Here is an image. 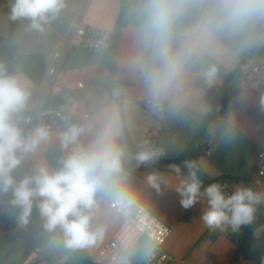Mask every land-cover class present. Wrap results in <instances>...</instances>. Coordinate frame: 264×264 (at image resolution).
Wrapping results in <instances>:
<instances>
[{"label": "crops", "instance_id": "crops-1", "mask_svg": "<svg viewBox=\"0 0 264 264\" xmlns=\"http://www.w3.org/2000/svg\"><path fill=\"white\" fill-rule=\"evenodd\" d=\"M122 1L62 0L63 7L39 31L31 28L27 19H11L14 0H0V67L14 70V75L27 84L30 95L23 111L38 109L52 93L62 99L61 107L77 125L91 126L93 133L112 106H116L120 113L117 101L107 93L112 83L105 64L107 53L96 54L84 46H68L67 42L79 25L104 29L115 35ZM139 2L128 0L123 14L125 25L117 33L113 53L119 68L126 127L132 148L135 152L145 146L163 150L164 155L155 163L146 164L149 166L161 167L158 164L160 160L179 158L191 147L206 112L213 108L217 94L228 80L219 102L222 113L195 143L189 160L197 162L209 181L228 180L231 188L249 185L264 191V180L261 184L253 183L259 154L264 152L263 89L247 86L238 75V66L243 60L249 57L264 60V53L252 55L255 49L264 46V21L253 24L241 38L221 39L208 46L188 68L185 106L175 113L155 111L149 104L139 101V98L147 99L142 82L125 67L134 51L133 12ZM58 51L62 56L56 64L55 74L51 75L49 68ZM210 65L217 68L211 82L202 75ZM85 114L90 117L86 119ZM120 118L124 138L121 113ZM147 128L158 129L151 138L152 144L145 142ZM49 132L50 140L41 142L33 153L22 160L18 169L28 166L36 169L40 165H47L50 169L58 167L60 157L65 154L59 141L60 132ZM86 139L88 137H82V140ZM130 166L128 184L137 199L172 228L171 236L162 247L146 237L142 238L129 252L133 263L249 264L244 257H237L238 242L229 236L231 229L221 232L204 227L200 220L202 203L189 209L183 208L180 197L171 186L161 185L158 193L146 183L145 177L153 171H138L134 161ZM158 172L172 185L180 179L168 169ZM12 212L0 214V232H18L17 241L22 233V224ZM260 215H264V204L257 205L255 216ZM123 221L110 201L103 197L98 199L91 227L94 231H102L92 245L85 247L92 259L113 238ZM254 237L259 240L264 255V225L254 232ZM55 242L48 239L46 247ZM41 250L42 255L43 247Z\"/></svg>", "mask_w": 264, "mask_h": 264}, {"label": "clouds", "instance_id": "clouds-1", "mask_svg": "<svg viewBox=\"0 0 264 264\" xmlns=\"http://www.w3.org/2000/svg\"><path fill=\"white\" fill-rule=\"evenodd\" d=\"M62 7V0H14L10 17L27 19L31 28L42 31ZM133 15L134 51L125 67L142 82L153 110L175 113L187 101L189 66L208 46L221 39L241 38L253 24L264 21V0H140ZM216 73V66L210 65L202 75L211 82ZM29 95L19 76L0 67V194H10V205L21 224L29 222L35 207L47 231H62L65 247H88L102 231L91 227L98 199L110 201L121 215L142 211L128 184L129 166L133 161L137 168L155 163L164 152L145 146L130 154L123 142L119 109L112 106L94 133L91 126L74 124L59 134L65 154L57 168L40 165L17 179L14 173L22 160L51 138L44 126L25 133L14 121ZM182 163L186 174L180 165H169L180 177L174 185L158 171L149 173L146 183L158 193L161 185L171 186L185 209L202 203L200 220L210 231L237 232L253 223L257 205L264 204V191L249 185L228 190L219 182L205 186L197 162Z\"/></svg>", "mask_w": 264, "mask_h": 264}, {"label": "built area", "instance_id": "built-area-1", "mask_svg": "<svg viewBox=\"0 0 264 264\" xmlns=\"http://www.w3.org/2000/svg\"><path fill=\"white\" fill-rule=\"evenodd\" d=\"M68 46L72 47H87L94 53H107L114 46V35L104 29L79 25L69 37ZM62 53L56 52L53 56L54 62L49 68V73L54 75L56 72V64L61 58ZM238 75L242 82L247 86L262 90L264 98V60H258L254 57H249L243 60L238 66ZM81 84L79 87L81 88ZM140 102L149 104L147 99L139 98ZM45 102V101H44ZM87 119L89 114H85ZM14 121L24 130L25 133L30 132L33 128L44 126L49 131L62 132L71 125H77V122L72 120L69 113L61 106L45 109L44 103L30 114L18 115L13 118ZM157 128H147L145 130V142L152 144L151 138L157 133ZM209 149L208 151H210ZM35 169L28 166L24 169L16 170V176L20 179L25 174H31ZM264 180V152H261L258 157L257 170L254 176L253 183L261 184ZM219 183L231 190V185L228 180H221ZM9 194H0V214H8L11 212ZM140 202V201H139ZM111 205V202H110ZM142 211H134L123 217V224L113 236V238L105 244L98 254L92 259L93 264H135L129 257V252L134 248L142 238L150 239L156 246L162 247L172 234V228L164 223L153 211L146 205L140 202ZM28 230L27 224H22L21 232ZM62 231L60 229L49 237L50 242L58 240ZM63 234V233H62ZM22 235L17 237L20 241ZM41 247L33 251L29 256L22 260L20 264H52L41 256ZM67 262L65 257H61L59 263ZM249 264H264L250 262Z\"/></svg>", "mask_w": 264, "mask_h": 264}, {"label": "trees", "instance_id": "trees-1", "mask_svg": "<svg viewBox=\"0 0 264 264\" xmlns=\"http://www.w3.org/2000/svg\"><path fill=\"white\" fill-rule=\"evenodd\" d=\"M128 5V0H123L121 4V16L117 25V33L120 30L121 27L125 25V22L123 21V14ZM117 33L114 35V40L117 38ZM114 47L107 52V58L105 60V64L107 69L110 72L112 83L107 88L108 95L115 99L119 105L120 113L124 125V131L125 136L123 138V142L125 143L127 147V151L130 154H135V150L131 146L128 129L126 127V120H125V113H124V94L121 89V82L119 78V68L116 64V61L114 59ZM264 53V46H261L253 51V56L260 55ZM7 74L14 75V70H6ZM231 76H229V79ZM228 80L225 81L223 85V89L217 94V102L213 106V108L206 112L203 121L199 127V130L193 139L191 143V147H189L179 158L174 160H160L158 162L159 165H162L161 167H154L149 165H141L137 168L138 171H158L162 169H169V165L171 164H178L181 166L182 172L186 174L187 170L183 166V161L189 160L193 153V146L195 143L206 133L208 127L210 124H212L222 113L221 109L219 108V102L221 99L222 91L224 90ZM62 105V99L54 96L52 93H50L44 102V108L49 109L57 106ZM32 111H20L19 113L15 114L14 117L18 115H24V114H30ZM13 117V118H14ZM131 168V166H129ZM132 169V168H131ZM16 175V173H14ZM201 178L204 181L205 186L209 183H212L213 181H209L205 175L204 172L200 170ZM17 177V176H16ZM17 179H19L17 177ZM8 198L11 199L10 194L8 195ZM264 225V215L255 216V219L251 225L248 226H242L239 231L233 232L229 231V236L233 240H237L238 242V255L244 257L247 261L250 262H256V263H264V255L262 252V248L260 245L259 240L255 239L254 232L261 226ZM28 230L24 233H21L22 238L20 241H16L15 245L2 257H0V264H20L23 259H25L27 256H29L33 251L41 247V241L43 239H49L54 232H49L44 228V221L41 218L39 211L37 208H33V211L31 213V216L29 218V222L27 223ZM59 240H62L63 243V234L61 233ZM64 246V244H63ZM66 253L69 255V257L73 260L79 261L81 264H93L92 258L88 255L85 248H79V249H72L65 247ZM235 257V258H237Z\"/></svg>", "mask_w": 264, "mask_h": 264}, {"label": "rangeland", "instance_id": "rangeland-1", "mask_svg": "<svg viewBox=\"0 0 264 264\" xmlns=\"http://www.w3.org/2000/svg\"><path fill=\"white\" fill-rule=\"evenodd\" d=\"M11 207V212H12ZM10 212V213H11ZM12 214H14L17 218L18 213L16 211H13ZM18 235V232H11V233H1L0 232V257L4 256L16 243V236ZM48 242V239H43L41 241V247H43L44 251L42 253V257L49 261L52 264H60L59 261L61 257H65L67 259V262L64 264H81L77 260H73L69 257V255L66 253L62 240H57L51 247H46Z\"/></svg>", "mask_w": 264, "mask_h": 264}]
</instances>
